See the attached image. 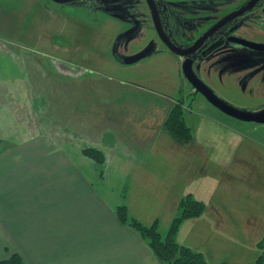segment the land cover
Listing matches in <instances>:
<instances>
[{"label":"rangeland","instance_id":"rangeland-1","mask_svg":"<svg viewBox=\"0 0 264 264\" xmlns=\"http://www.w3.org/2000/svg\"><path fill=\"white\" fill-rule=\"evenodd\" d=\"M146 6L144 0H109L105 4L110 15L120 20L125 12L144 13L132 18L131 24L134 26L136 21L138 30L125 32L110 16L91 9L72 10L49 0H0V43L25 51L28 91L37 99L45 98L35 102L33 114L30 102L18 101V106L12 108L17 112L18 128L35 126L29 136L43 135L49 140L56 147L52 149V156L62 157V150L68 154L80 153L98 141L97 135L90 137L85 133L89 132L93 111L96 112L95 100L107 95L110 101L120 96L124 101L131 95L134 99L131 106H135L131 114L134 128L128 125L129 135L134 146L141 147L136 141L141 120L150 113L167 118L166 113L181 99L186 122L193 131L190 146L195 151L183 147L163 129L168 138L164 142L173 147L167 148L164 143L158 156L163 158L165 168L169 166L165 160L172 156L195 163L200 174L188 192L204 201L206 210L201 221L193 218L181 225L177 240L202 252L209 264H257L263 252L258 244L264 239V129L234 121L200 97L194 98L197 102L191 106L192 89L183 75L179 58L163 48L148 20ZM181 15V22L171 24L172 33L180 43L187 36L185 12ZM157 50L169 53L155 56ZM47 55L61 58V68L55 69ZM24 91L28 92L26 87ZM86 95L87 105L81 101V96ZM159 97L164 98L163 102L157 100ZM110 101L107 103L111 104ZM236 101L259 107L264 98L236 97ZM81 114L87 119H82ZM158 116L152 117V124ZM230 122L237 127L241 125L244 130L239 129L241 139L236 138V143L229 141L233 140ZM225 138L228 144L221 157L219 149L214 148L209 149L211 154L206 158L200 155L201 144ZM218 158L226 164H218ZM180 214L178 211L176 216ZM168 229V221L162 222L163 236Z\"/></svg>","mask_w":264,"mask_h":264},{"label":"crops","instance_id":"crops-1","mask_svg":"<svg viewBox=\"0 0 264 264\" xmlns=\"http://www.w3.org/2000/svg\"><path fill=\"white\" fill-rule=\"evenodd\" d=\"M21 49L0 43V261L17 253L27 264H164L136 230L121 222L118 208L126 205L129 215L147 226L156 220L170 225L180 201L193 195L188 188L200 174L195 163L172 156L165 160L169 165L165 168L158 156L168 139L163 130L165 115L150 113L141 120L136 141L142 146L136 147L128 126L134 128V99L129 95L124 101L121 96L110 101L111 97L100 96L85 133L97 135L91 148L104 152L105 163L96 164L82 151L68 154L62 150V157L52 156L56 147L49 140L43 135L29 136L35 126L18 128L13 110L18 101L30 102L33 114L35 102L45 99L28 91V61ZM167 53L160 51L155 56ZM47 58L55 69L61 68V58ZM87 97L81 96L86 105ZM154 116L159 118L152 124ZM230 124L233 140L229 141L236 143V138L241 139L239 129L244 130ZM251 125L264 129V125ZM213 140L201 144L203 158L211 154L210 148L219 149V157L224 153L226 138ZM190 144L183 147L194 152ZM217 161L226 164L220 158Z\"/></svg>","mask_w":264,"mask_h":264},{"label":"flooded vegetation","instance_id":"flooded-vegetation-1","mask_svg":"<svg viewBox=\"0 0 264 264\" xmlns=\"http://www.w3.org/2000/svg\"><path fill=\"white\" fill-rule=\"evenodd\" d=\"M108 1L72 0L62 4L52 2L72 10L91 9L99 14L110 16L111 18L109 19L121 25L125 32L128 30L136 32L138 23L135 21V25L132 26V18L144 13L131 14L125 12L122 14L123 20H120L108 12V8L105 7ZM144 1L147 5L146 7H148L146 14L148 20L151 21V27L156 32L163 48L168 50V46L158 34L149 3L147 0ZM151 1L155 13L160 19L166 38L180 49H195L189 58L193 62L195 74L207 87L222 100L240 110L249 112L264 110V103L259 107H252L246 103L236 101V97L247 99L264 98V0H233V2L230 0ZM215 7L218 8L214 9ZM184 12L187 36L186 38H181L183 42L180 43L175 34L172 33L171 24L181 22V13ZM234 13H239V16L226 21ZM127 35L131 37L129 34ZM201 39H204V42L199 45ZM130 48L133 47L130 46ZM136 48L142 47L137 46ZM160 51L162 50H157V52ZM172 54L175 55L174 53ZM175 56L179 58V65L182 68L185 58ZM187 82L191 87L190 89H192L191 106L197 102L194 98L200 97L205 103L228 116L209 103L188 80ZM230 118L240 121L233 117ZM240 122L247 123L244 121Z\"/></svg>","mask_w":264,"mask_h":264},{"label":"trees","instance_id":"trees-1","mask_svg":"<svg viewBox=\"0 0 264 264\" xmlns=\"http://www.w3.org/2000/svg\"><path fill=\"white\" fill-rule=\"evenodd\" d=\"M163 129L182 145H189L193 141L192 128L187 124L184 115L183 102L179 100L171 109L163 123ZM83 155L92 159L96 164L105 163L104 154L96 148H86ZM206 210V204L189 194L179 203L180 215L175 216L165 236L160 232V222L156 220L147 226L135 218L130 217L128 207L121 205L118 208V216L122 223L136 230L149 244L155 256L165 264H209L202 252L180 244L177 240L181 225L189 219L199 218ZM259 248L263 252L258 256L256 263L264 264V239L259 242ZM0 264H26L23 258L12 254L8 259L0 261Z\"/></svg>","mask_w":264,"mask_h":264},{"label":"water","instance_id":"water-1","mask_svg":"<svg viewBox=\"0 0 264 264\" xmlns=\"http://www.w3.org/2000/svg\"><path fill=\"white\" fill-rule=\"evenodd\" d=\"M52 1L62 4V3H67L72 0H52ZM147 1L149 3L150 10L153 14L155 26L158 31V34L160 35V38L168 46V50L170 52L174 53L177 56L185 58L182 64L183 75L196 88L197 92L201 93L207 99V101L211 103L214 107L218 108L219 110H221L223 113L227 114L230 117H233L237 120L244 121L247 123H255L259 125H264V110L260 112H249L246 110H240L230 105L229 103L225 102L224 100H222L218 95H216L209 87H207V85H205L197 77L193 69V62L189 58V56L195 51V49L194 50L180 49L178 48V46H176L171 41H169L168 38H166V34L164 33L162 29L160 19L157 17L155 13L152 1L151 0H147ZM237 16H239V13H234L230 17H228L226 21H228L229 19H234ZM204 39H201L199 41V45L204 42Z\"/></svg>","mask_w":264,"mask_h":264}]
</instances>
